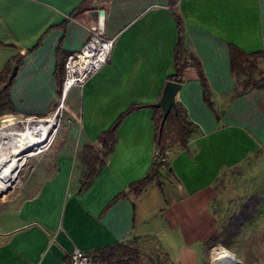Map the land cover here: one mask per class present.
Returning a JSON list of instances; mask_svg holds the SVG:
<instances>
[{
  "label": "crops",
  "instance_id": "0c3cea01",
  "mask_svg": "<svg viewBox=\"0 0 264 264\" xmlns=\"http://www.w3.org/2000/svg\"><path fill=\"white\" fill-rule=\"evenodd\" d=\"M85 3L0 0V72L24 54L10 92L19 115L54 113L58 61L63 76L67 55L89 39L82 21L96 20L93 11L105 10L106 34L116 37L110 61L65 100L66 122L44 154L50 176L0 222V264H62L76 249L90 253L133 237L142 249H161L174 264H205L212 255L205 256V243L220 230L213 207L216 181L226 169L248 163L252 179L264 183V88L237 93L230 60L234 44L246 53L262 52L264 69V0H177L184 47L200 60L216 111L204 101L188 57L176 101L198 132L188 149H171L169 167L160 168L162 188L153 181L139 196L128 187L151 169L154 109L143 107L124 119L114 152L83 193L81 153L131 105L160 100L175 71L178 27L170 0H91L78 11ZM123 191L128 197L106 209Z\"/></svg>",
  "mask_w": 264,
  "mask_h": 264
},
{
  "label": "trees",
  "instance_id": "16d2710c",
  "mask_svg": "<svg viewBox=\"0 0 264 264\" xmlns=\"http://www.w3.org/2000/svg\"><path fill=\"white\" fill-rule=\"evenodd\" d=\"M91 0H86L84 7L78 11L86 10ZM177 0H170V8L173 10V15L178 27L179 39L174 50V68L175 71L167 79L180 84L185 82V73L187 69V58L190 57L193 65L197 69L198 77L201 82L204 101L209 107L215 110L214 104L211 101V89L205 77L200 60L190 54L184 47V22L182 17L176 12L175 8ZM70 19L75 18L74 13L69 16ZM41 44V40L32 48L27 49L31 52ZM61 47L58 48V56L61 55ZM24 59L23 53H18L11 58L0 72V111L12 110L13 104L10 98V92L14 83L15 77ZM61 60V57H60ZM230 60L231 69L237 78L236 92L244 93L256 88H264V69L261 67L263 60L262 52L246 53L234 44H230ZM62 66L58 61L57 76L59 79V95L61 94L62 82ZM163 94H160V98ZM149 107L154 109L155 134L154 146L155 156L150 171L141 179L132 182L128 191L134 196H139L146 187L153 181L162 188L163 184L160 180L162 173L161 166L169 167L168 161L162 160L159 155H163L167 149L180 148L188 149L190 139L198 132L196 125L188 116L187 110L180 103L173 107L162 125L163 112L161 108H156L153 104H133L126 109L105 131L101 132L97 141L93 145H86L81 153L82 160L86 164V169L83 173L82 185L80 193L86 191L95 178L99 175L106 164V159L114 152L117 144V132L124 119L137 109ZM159 154V155H158ZM128 197V192L123 191L112 199L106 209L114 204L118 199ZM135 210V205H134ZM214 241H218L216 238ZM140 238L133 237L132 239L99 247L89 254L93 257L95 263L102 264H141L143 249L139 245ZM169 259V264H174L169 255L164 253Z\"/></svg>",
  "mask_w": 264,
  "mask_h": 264
},
{
  "label": "rangeland",
  "instance_id": "374dc122",
  "mask_svg": "<svg viewBox=\"0 0 264 264\" xmlns=\"http://www.w3.org/2000/svg\"><path fill=\"white\" fill-rule=\"evenodd\" d=\"M60 99L59 97L51 116L59 109ZM66 113L65 103L58 113V129L65 124ZM29 117L12 110L0 111V123L16 120L22 126L25 121L31 119ZM38 118L53 117L35 119ZM44 154L45 150L30 158L21 169L14 187L7 194L0 195V222L5 215L17 210L26 198L33 196L50 176L52 169L46 167ZM247 164L240 168L226 169L216 181L217 197L213 207L220 230L215 235L217 242L210 240L205 243V256L212 254L211 260L205 264H215L216 253L225 250L233 253L241 264H264V183L258 182L259 179H252ZM249 166L251 168V162ZM244 172L248 179H243ZM168 261L161 249L143 248L141 264H169Z\"/></svg>",
  "mask_w": 264,
  "mask_h": 264
},
{
  "label": "bare ground",
  "instance_id": "6f19581e",
  "mask_svg": "<svg viewBox=\"0 0 264 264\" xmlns=\"http://www.w3.org/2000/svg\"><path fill=\"white\" fill-rule=\"evenodd\" d=\"M59 123L56 118L34 121L22 126L16 120L0 123V195L7 194L30 158L46 148ZM233 264L236 259L228 251L216 253L215 264Z\"/></svg>",
  "mask_w": 264,
  "mask_h": 264
},
{
  "label": "built area",
  "instance_id": "2783aa9c",
  "mask_svg": "<svg viewBox=\"0 0 264 264\" xmlns=\"http://www.w3.org/2000/svg\"><path fill=\"white\" fill-rule=\"evenodd\" d=\"M82 22L89 31V39L80 50L71 52L67 55L61 82L60 106L53 116H49L47 118L53 117L57 119L58 113L60 109L63 108L70 90L75 87L83 88L92 76L111 59L116 37H109L106 34V23L104 17L101 16L97 17L96 20H84ZM29 118L33 121L44 119L38 118L36 120L35 118L37 117L35 116H30ZM57 130L58 127L56 131ZM52 139L48 146L42 151L46 150L51 145ZM170 151V149H167L163 155H158L162 158V160H166ZM62 264L102 263H95L93 257L88 252L76 249L70 254L68 259L62 262Z\"/></svg>",
  "mask_w": 264,
  "mask_h": 264
},
{
  "label": "water",
  "instance_id": "95a60500",
  "mask_svg": "<svg viewBox=\"0 0 264 264\" xmlns=\"http://www.w3.org/2000/svg\"><path fill=\"white\" fill-rule=\"evenodd\" d=\"M105 14H106L105 10L93 11V15H95L97 17L103 16L104 20H105ZM181 88H182V84H180V83H177L174 81L166 82V85L163 89V94H162L160 100L153 104L154 107L161 108V110L163 112L162 125L164 124L165 120L167 119L171 109L176 106V104H177L176 96L179 93ZM231 254L234 257V259H236V262H234L233 264H241V261L233 253H231ZM216 264H226V263L217 262Z\"/></svg>",
  "mask_w": 264,
  "mask_h": 264
}]
</instances>
